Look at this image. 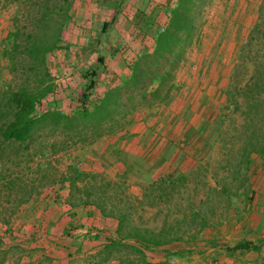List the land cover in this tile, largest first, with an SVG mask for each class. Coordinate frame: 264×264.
Here are the masks:
<instances>
[{"label":"rangeland","instance_id":"374dc122","mask_svg":"<svg viewBox=\"0 0 264 264\" xmlns=\"http://www.w3.org/2000/svg\"><path fill=\"white\" fill-rule=\"evenodd\" d=\"M95 1V5L103 10H99L97 18H91V32L93 31V33L97 29L103 28L105 23L102 18L104 19L106 14L103 11H107L106 8L111 2V0ZM229 1H209L200 18L197 19L198 36L193 46L188 50L186 61L178 70L176 79L177 95H179L180 90L184 87L181 83L185 81V78L193 80L196 77L201 85L204 79L207 81L209 72L217 71V67L218 69L222 68L228 75V79L220 82L223 86L216 100L218 106L215 108L214 105V111L208 114V118L212 115L211 118L212 120L215 119L216 123L208 134L211 136V143L208 146L207 157L203 160L205 162L199 165L196 171L189 176L181 172L180 174H177L179 172L175 173V177L171 179L172 184H168L167 189L164 191L159 189L157 192L155 191L156 193L151 192L147 199L145 198V191L151 186L150 184L146 183V187L142 189L139 187V191L135 189L133 180L128 176L114 180L110 174L91 173L89 180L79 184L82 190L88 188L91 195L87 196L83 192L77 195L78 198L82 196L86 199L90 198L88 200L107 203L111 210L115 208L117 215H125L127 221L122 236L114 234L107 241L105 249L98 255L87 259V264H145V261L149 264H189V259L199 258L204 253L205 235L203 234H256L253 230L247 229V226L243 225L244 223L239 222L244 221L247 217L251 209L249 206L256 197L255 193H257L253 190V186L264 174V155L253 154L249 162L246 157V149H251V143L264 150V103L254 93L255 88H253V92L250 90L245 92L246 84L257 69L264 73V0H254L253 2L244 0V4L247 6H259V21L255 27L259 24L261 28L256 34L253 33L255 27L247 29L244 25L239 32L235 22H233V20L235 21L233 16L217 14L219 10L225 9V13L228 11L225 5ZM79 3L81 0H0V20H3L5 26L11 28L8 31V36L6 35L4 39L3 50H6L8 46H13L15 39L12 38V34L17 30L20 32L19 43L23 46L18 53L19 71L16 79L11 75V63L7 59L9 78L4 89L7 84H10L13 90H17L26 79L32 84L36 83V72L29 71L32 61L24 53L25 48L31 42L30 34L35 33L40 36L44 34L47 25L41 20L45 19V14L52 15L56 25V22L60 23L63 20L65 7L66 9L70 7L72 17L80 8ZM246 18L247 15L243 17V22ZM70 22H66L63 37ZM76 23L81 27L88 25L84 18L77 20ZM217 24L218 26H215ZM8 28L5 30L7 31ZM144 33L149 35V31ZM237 33L240 35V43L233 48L232 41H234ZM215 38L220 46L212 49L209 58L212 55L216 60L220 56V59L224 61L218 60V64L212 63L211 59L205 60L203 57L209 53L210 45L214 44ZM104 41L109 42V40ZM222 43L225 44L224 47H221ZM96 48L97 46L93 43L86 47L83 52L76 53V55L72 54L74 58L82 59L85 57L84 61H88L81 68L72 65V67L69 66V70H62V67L59 69L60 64L57 59L60 49L48 56L46 65L52 75L55 90L52 95L44 99L39 107L40 114L48 108H57L70 115L78 112L80 98L85 90V81L82 80V77L86 69L83 72L81 70L98 64V59L108 51L107 47ZM154 49L155 46H152V52ZM133 62H131L130 67ZM79 72H81L80 75L76 76ZM69 74L72 77L67 79ZM214 86L216 87L217 84ZM99 99V95L95 91L91 110H93L94 103ZM45 106L47 107L45 108ZM161 106L166 105L155 107ZM151 109L145 107L139 111ZM128 126L129 123L125 129ZM122 130L124 129L120 131ZM212 130L214 131L212 132ZM83 138H87L89 142L79 141L78 138L76 145L71 143L68 147L62 145L58 149L57 157L52 160V181L55 184L52 183L47 188L60 184L58 182L61 180V176L67 173L70 164L76 162L80 165V156L85 148L94 144L90 142L95 139L92 134L87 135V133L84 134ZM60 139L65 140L66 137ZM39 160L42 159L38 158L35 163H30V165L29 163L24 164L22 170L28 174L31 171H36ZM141 192H143V201L139 200L138 194ZM6 196L5 193L2 197V203L5 208L9 209L11 206L6 204ZM1 222L5 224L3 221ZM205 224L206 226H204ZM239 226H241L240 229ZM162 230H165L166 239L178 238L177 242H173V245L181 246L178 249L182 252L181 256L166 257L162 250H158L156 253L155 251H146L144 259L140 253L129 248L115 246V244L121 243L127 246L134 244L126 238L130 233L139 232L144 236L152 237L159 235ZM245 255L237 254L236 259L241 261L240 257Z\"/></svg>","mask_w":264,"mask_h":264},{"label":"crops","instance_id":"0c3cea01","mask_svg":"<svg viewBox=\"0 0 264 264\" xmlns=\"http://www.w3.org/2000/svg\"><path fill=\"white\" fill-rule=\"evenodd\" d=\"M95 3V0H81L80 8L76 15H72L66 28L57 60L59 69L69 70L72 65L81 68L88 61H84L85 57L74 58L72 54L83 52L93 43L98 49L107 47L95 90L101 98L109 89L120 85L123 78L130 76L131 62L143 53L152 52L155 35L168 25L178 0H111L102 18L104 23H110L107 31L103 26L93 33L91 18H97L99 10H103ZM243 4L244 0H230L225 5L226 13L225 9L217 11V14L233 16L239 32L242 25L253 29L259 21V6ZM245 15L247 18L243 22ZM82 18L87 21V26L81 27L76 23ZM6 28L8 26L0 20V92L9 78L3 43L11 28L7 31ZM148 31L147 36L144 32ZM213 43L207 56L203 57L218 64V60L224 61L220 56L216 60L212 55L209 58L212 49L220 46L216 38ZM232 43L233 48L240 43L239 33ZM224 45L222 43L221 47ZM216 69L209 72L207 81L204 79L201 85L196 77L193 80L185 78L181 83L184 87L171 106L139 111L133 115L126 129L85 148L80 156L81 170L88 174H110L114 180L128 176L139 191V187L145 188L147 184L171 180L177 172L186 176L194 173L205 162L211 143L208 134L216 123L212 115L208 118V114L214 111V105L215 108L218 106L216 100L223 86L221 80L228 79L222 68ZM70 77L69 74L67 79ZM253 190L257 193L249 206L251 211L245 222L241 220L239 223H244L256 234H203L204 253L199 258L189 259V264H264V174L254 184ZM143 192L138 194L141 201L144 200ZM117 227L118 222L105 218L95 205H73L69 186L58 184L21 206L9 225L0 221V264H87V259L105 249L107 241L117 234ZM242 242L253 243L260 249L230 251ZM237 254L245 255L240 257L242 262L236 259Z\"/></svg>","mask_w":264,"mask_h":264},{"label":"trees","instance_id":"16d2710c","mask_svg":"<svg viewBox=\"0 0 264 264\" xmlns=\"http://www.w3.org/2000/svg\"><path fill=\"white\" fill-rule=\"evenodd\" d=\"M209 1L178 0L176 7L171 11L167 27L155 35L154 51L143 53L138 57L130 67V76L123 78L120 85L108 90L99 101L94 103L91 110L97 88L99 67L105 61L103 57H100L97 66L83 73L85 90L80 98L78 112L72 115L57 108L39 113V107L44 99L52 95L55 90L46 61L50 54L61 49L66 22L72 20L70 7L63 9L64 18L60 23L56 22V25L52 15L45 14V19L41 20L47 25L44 34L40 36L31 33L29 36L31 42L24 51L26 57L32 61L29 71L36 72V83L32 84L26 79L17 90H13L10 84H7L6 88L0 92L1 221L9 224L10 218L21 206L42 194L52 183L55 184L52 181V160L57 157L58 149L62 145L65 147L71 143L76 145L78 138L79 141L89 142L87 138H83L85 133L92 134L95 139L90 143H95L104 136H111L125 129L130 118L139 110L157 105L171 106L177 100V73L186 61L188 50L195 43L199 31L197 19L200 18ZM109 25L110 23L103 25L104 31H107ZM260 28L261 25L258 24L253 33L259 32ZM19 37L20 32L17 30L12 34V38L15 39L13 46H8L4 50V57L10 60V72L14 79L17 78L19 71L18 53L23 47L19 43ZM245 88V92L248 90L253 92L255 88L254 93L264 103V73L257 69ZM61 137L66 139L61 140ZM250 145H252L251 149H246L248 162L253 154L264 155V150L252 143ZM38 158L42 160L37 163L36 171L30 170L31 173L28 174L22 170L24 164L35 163ZM90 178L91 175L83 172L78 163L74 162L68 166L67 173L61 176L58 183L69 186L73 205L93 204L105 218L117 221L116 232L122 236L127 221L125 215H117L115 208L111 210L107 203L88 200L90 198L86 199L82 196L78 198L77 195L83 192L87 196L91 195L88 188L82 190L79 186ZM168 184H172L169 179L151 184L145 191V198L147 199L151 192L156 193L159 189L164 191ZM5 193L6 204L11 206L9 209L2 203ZM164 233L165 230H162L159 235L152 237L144 236L139 232L130 233L126 238L134 243L131 246L122 243L113 244L116 247H126L140 253L144 259L146 251L156 253L158 250H162L166 257L181 256L182 252L178 251L181 246L173 245L178 238L166 239L167 235ZM259 249L258 245L242 242L230 251H258ZM145 264L149 263L145 261Z\"/></svg>","mask_w":264,"mask_h":264}]
</instances>
